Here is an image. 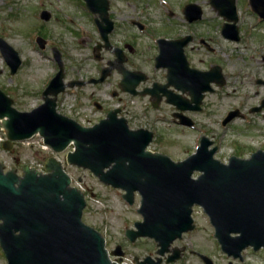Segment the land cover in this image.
<instances>
[{
    "label": "water",
    "instance_id": "1",
    "mask_svg": "<svg viewBox=\"0 0 264 264\" xmlns=\"http://www.w3.org/2000/svg\"><path fill=\"white\" fill-rule=\"evenodd\" d=\"M85 2L99 15L96 21L108 45L114 25L109 0ZM250 2L264 18V0ZM211 4L228 22L223 27L224 36L239 41L236 0H211ZM184 13L190 22L202 18L197 4L186 6ZM41 17L48 21L51 14L44 11ZM38 42L45 48L44 39L38 38ZM0 50L15 75L22 64L19 53L3 38ZM54 55L60 70L44 91L45 101L39 107L19 111L0 89V120L8 139L4 148L37 134L56 153L64 152L73 142L75 151L68 154V164L88 169L105 185L125 191L124 198L130 204L135 194H140L143 221L136 222V230L129 229L126 234L132 242L154 239L159 257L137 258L138 264H162L172 243L195 229V205L209 216L215 237L228 256L244 260L242 252L247 248L264 249V151H257L250 159L234 156L224 164L214 158L217 148L210 150L213 143L203 138L196 154L174 162L166 155L147 151L152 132L130 130L126 120L118 119L114 112L93 127H83L59 114L56 98L50 97L65 89L62 55L58 49ZM194 72L186 84L175 83L177 89L188 91L195 103L184 105L178 95L173 102L182 110H201L204 94L214 90L212 83L224 84L218 67L209 73ZM107 75L108 70H104L95 83L103 82ZM262 108L264 101L257 111ZM238 116V110L230 112L224 124ZM182 124L193 125L190 120H182ZM22 169L23 176L14 170L5 173L0 163V244L8 264H120L110 258L103 235L83 222L85 195L71 187L72 179L60 160L48 159L45 174L28 164ZM196 171L201 173L197 179L193 178ZM112 254L124 256L122 247L117 246ZM180 258L181 251L176 249L165 264ZM202 258L206 264H214L209 257Z\"/></svg>",
    "mask_w": 264,
    "mask_h": 264
},
{
    "label": "rangeland",
    "instance_id": "2",
    "mask_svg": "<svg viewBox=\"0 0 264 264\" xmlns=\"http://www.w3.org/2000/svg\"><path fill=\"white\" fill-rule=\"evenodd\" d=\"M83 0H0V38H3L20 55L22 65L15 75H11L0 51V89L14 100L20 111H30L43 102V92L59 68L53 55V48L62 54L66 64L67 80L79 77L99 76L102 68L107 67L105 59L94 58L98 32L94 31V16L87 10ZM111 1L112 19L122 29L128 41L130 33L139 37L138 30L133 29L132 22L146 27L152 40L161 31L170 33L177 27L184 32L194 31L197 36H206L216 47V54L208 55L202 47L195 53H204L199 58L208 64L217 62L224 68L226 83L221 88L214 87L208 93L200 112L190 113L194 121L193 128H183L172 120V111L165 107L149 109V99L133 101V105H143L148 114V126L156 130L155 140L150 150L169 156L175 162L183 161L194 154L204 136L208 137L217 148L215 159L227 164L231 157L248 159L259 150L264 151V109L255 112L264 100V20L252 11L248 0H237L239 15L238 28L240 41L224 39L221 27L226 22L211 6L210 0H109ZM81 2V3H80ZM199 5L204 14L200 21L190 24L185 20L183 11L189 4ZM47 10L51 19L44 21L41 12ZM88 11V12H87ZM176 18V22L173 18ZM219 25L217 28L216 25ZM129 26V27H128ZM128 32H127V31ZM183 33V32H182ZM122 38L125 39V37ZM47 41L41 49L37 38ZM149 39V38H148ZM147 39V31L145 41ZM132 41V38H131ZM153 44V42H152ZM153 57V56H152ZM97 93L103 101H110L109 81L97 87ZM70 108L84 113L86 99H77L74 90ZM87 92V90H84ZM60 108V107H59ZM58 108V110H59ZM239 110L241 116L226 126L223 121L230 111ZM90 112L89 110L85 113ZM76 113V112H75ZM105 114L97 112L94 117L81 118L83 124L99 121ZM7 142L5 131L0 122V163L5 171L14 170L24 175L22 166L44 172L46 161L55 157L62 161L66 172L73 179L72 186L80 189L86 197L83 222L100 232L106 239V247L111 253L117 246L122 247L125 255L123 261L136 264V258L143 260L147 256L156 258L159 249L151 238H140L132 243L126 236L128 229H134L135 223L142 221L138 210L141 197L136 194L135 202L130 205L124 198V192L103 184L89 170L70 165L66 153L56 154L46 148L41 137L36 136L27 142H19L4 148ZM194 173V177H198ZM195 229L183 235L172 244V250L182 252L180 260L172 264H205L198 253L210 257L215 264H228L233 261L218 244L204 210L194 208ZM244 260H234V264H264V250L254 251L249 248L244 253ZM114 260L118 257L112 255ZM0 264H7L0 247Z\"/></svg>",
    "mask_w": 264,
    "mask_h": 264
},
{
    "label": "flooded vegetation",
    "instance_id": "3",
    "mask_svg": "<svg viewBox=\"0 0 264 264\" xmlns=\"http://www.w3.org/2000/svg\"><path fill=\"white\" fill-rule=\"evenodd\" d=\"M248 1L250 4V0ZM82 2L86 6L84 1ZM109 2V15L114 25L112 31L108 34V45L103 39L102 32L100 31L96 21V17H94L95 20L93 22V29L94 31L98 32V38L94 40L97 43L95 47L94 58L97 60H103L105 59L106 55H109L106 58L107 67L102 68L101 74L99 76L86 78L77 76V78L67 80V68L63 59V54L61 53L64 71L63 82L65 89L56 98L57 110L60 107L58 111L61 114L73 119L85 127H91L95 125L102 119L107 118L110 113L114 112L116 113L118 119L126 120L127 125L131 130L136 131L145 129L153 132L154 141L155 138H157L156 130L151 129L148 126L149 122L151 121L148 118V114L145 112L144 106L133 105V101L136 99L148 98L149 109L155 111V109L165 107L167 110L172 111V117L174 119L172 121L176 125L183 128H193L195 123L188 114L202 111V105L206 95L208 93H213L216 89L214 88L213 91H208L204 94L201 110H182L178 104L173 102V100L178 95L181 96V100L183 101L182 103L184 105H186V103L195 105V103L193 102L192 95L188 91L182 92L181 90L177 89L175 83L180 82L181 85L186 84L189 77L195 74V70L209 73L211 70L214 68L217 69L218 67V71H220L224 78L225 85L226 78L224 75L223 66L217 62L207 65L204 59L199 58V56L204 55V53H195V45H197L198 51H202L203 47L208 55L216 54V47L213 46L212 41L206 36H197L196 32L194 31L184 32L179 30L177 27L178 22H176L177 17L173 18V21H175L176 24L172 31L170 33H167L166 31L158 32L156 34L155 41L152 40L153 38H151L150 32L146 30L147 28L141 24L143 22H132L129 25H132V27L134 26L133 29L138 30L139 37L134 34L135 32L130 33L126 30L130 35V39L127 41L126 37L123 35V31L125 30L122 29L119 33V26L116 24V21L112 19V5L111 1ZM88 13H90V11ZM90 14L94 16V13L91 12ZM203 14L204 12L202 10V18ZM183 15L185 16L184 18L188 23L194 24V22H190L188 20L184 11ZM202 18L198 21L202 20ZM216 27L218 28L219 25L217 24ZM222 27L221 35L224 39H227L222 32ZM146 31L147 39L149 38L147 41L144 40L146 37ZM122 35L125 37V39L122 38ZM56 63L58 64L57 61ZM58 68L60 70L59 64ZM104 70H108L106 79L102 83H95L94 80H99ZM105 81H109L111 86V92L108 94L110 101H103L97 93V87L101 84H104ZM79 82L81 84H79ZM259 82L264 84V80ZM71 84L75 85L71 86ZM224 85L221 84L218 86L217 83H212V87L216 88H221ZM72 90H74L77 99L80 98L87 100L84 113L79 112L77 109L70 108L72 105H70L71 101H68V98L72 96V93L70 92ZM84 90H87V92H84ZM262 102L260 106L254 108L261 107ZM88 110L90 112L85 113ZM97 112L105 114V116L102 117L98 122H90L87 125L80 121L82 117H90L92 119L94 114ZM182 120H190L192 121L193 125L189 126L182 124ZM151 126L153 127L152 122ZM223 126H226L224 121ZM203 138L210 140L206 136ZM197 174L199 175V173ZM166 259L167 258H164V261H166Z\"/></svg>",
    "mask_w": 264,
    "mask_h": 264
},
{
    "label": "bare ground",
    "instance_id": "4",
    "mask_svg": "<svg viewBox=\"0 0 264 264\" xmlns=\"http://www.w3.org/2000/svg\"><path fill=\"white\" fill-rule=\"evenodd\" d=\"M229 123H230V122H229ZM229 123H228V124H229Z\"/></svg>",
    "mask_w": 264,
    "mask_h": 264
}]
</instances>
